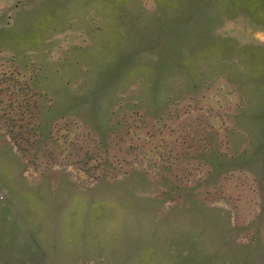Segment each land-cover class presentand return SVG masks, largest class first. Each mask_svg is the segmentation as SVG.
I'll return each mask as SVG.
<instances>
[{
  "label": "rangeland",
  "instance_id": "obj_1",
  "mask_svg": "<svg viewBox=\"0 0 264 264\" xmlns=\"http://www.w3.org/2000/svg\"><path fill=\"white\" fill-rule=\"evenodd\" d=\"M0 264H264V0H0Z\"/></svg>",
  "mask_w": 264,
  "mask_h": 264
}]
</instances>
